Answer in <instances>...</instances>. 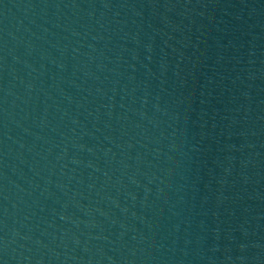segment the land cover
Wrapping results in <instances>:
<instances>
[{"label": "water", "instance_id": "water-1", "mask_svg": "<svg viewBox=\"0 0 264 264\" xmlns=\"http://www.w3.org/2000/svg\"><path fill=\"white\" fill-rule=\"evenodd\" d=\"M0 264H264V0H0Z\"/></svg>", "mask_w": 264, "mask_h": 264}]
</instances>
